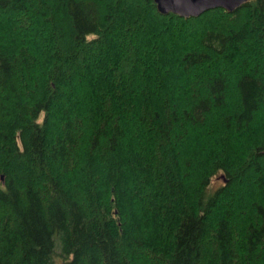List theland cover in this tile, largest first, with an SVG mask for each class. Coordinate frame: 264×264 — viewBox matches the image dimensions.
<instances>
[{"label": "trees", "instance_id": "obj_1", "mask_svg": "<svg viewBox=\"0 0 264 264\" xmlns=\"http://www.w3.org/2000/svg\"><path fill=\"white\" fill-rule=\"evenodd\" d=\"M0 264H264V0H0Z\"/></svg>", "mask_w": 264, "mask_h": 264}, {"label": "water", "instance_id": "obj_2", "mask_svg": "<svg viewBox=\"0 0 264 264\" xmlns=\"http://www.w3.org/2000/svg\"><path fill=\"white\" fill-rule=\"evenodd\" d=\"M160 15L173 14L180 18H196L201 14L221 9L234 12L242 4L252 0H152Z\"/></svg>", "mask_w": 264, "mask_h": 264}, {"label": "rangeland", "instance_id": "obj_3", "mask_svg": "<svg viewBox=\"0 0 264 264\" xmlns=\"http://www.w3.org/2000/svg\"><path fill=\"white\" fill-rule=\"evenodd\" d=\"M223 182H224V179H223L222 175L221 174H217L216 176H214L212 178L210 186H211L212 189L213 188H217ZM242 197H243V200L245 199V200L251 201L253 196L251 195L249 190H246V188H245V189L242 190ZM244 211H246V210H244Z\"/></svg>", "mask_w": 264, "mask_h": 264}, {"label": "bare ground", "instance_id": "obj_4", "mask_svg": "<svg viewBox=\"0 0 264 264\" xmlns=\"http://www.w3.org/2000/svg\"><path fill=\"white\" fill-rule=\"evenodd\" d=\"M212 11V10H211ZM206 13V12H205Z\"/></svg>", "mask_w": 264, "mask_h": 264}]
</instances>
